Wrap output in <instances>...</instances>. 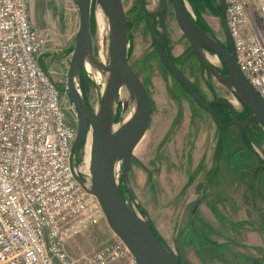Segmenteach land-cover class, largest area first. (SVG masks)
<instances>
[{
	"label": "rangeland",
	"instance_id": "374dc122",
	"mask_svg": "<svg viewBox=\"0 0 264 264\" xmlns=\"http://www.w3.org/2000/svg\"><path fill=\"white\" fill-rule=\"evenodd\" d=\"M134 1L123 0L132 24L129 63L144 85L151 110L146 132L133 151L128 169L132 199L120 176L121 165L116 172L120 192L143 218L145 213L134 203L146 210L152 231L179 264H264V126L251 121L241 128L232 123L228 107L216 103L211 106L212 113L224 125L218 127L209 111L197 105L164 69L141 20L140 7L133 8ZM24 2L30 24L44 35L38 63L60 93L66 121L76 128L66 77L78 28L77 5L74 0ZM199 9L200 22L210 26V36L226 43L229 50L220 21V3L202 0ZM167 25L170 57L198 95L210 101H227L236 120L247 119L250 113L232 92L201 70L177 26L173 22ZM90 30L94 55L106 65L109 29L97 0L91 6ZM210 60L219 69L221 62L211 53ZM83 79L89 82L83 84ZM98 81L90 72L78 73L77 88L93 111L98 109L103 86ZM89 133L83 137L76 157V167L84 172H90ZM115 238L104 220L70 240L67 249L71 256L78 257L93 253Z\"/></svg>",
	"mask_w": 264,
	"mask_h": 264
},
{
	"label": "built area",
	"instance_id": "2783aa9c",
	"mask_svg": "<svg viewBox=\"0 0 264 264\" xmlns=\"http://www.w3.org/2000/svg\"><path fill=\"white\" fill-rule=\"evenodd\" d=\"M223 2L239 71L264 100V0ZM44 42L24 0H0V264H138L117 238L91 254L68 252L105 218L72 176L76 128L38 63Z\"/></svg>",
	"mask_w": 264,
	"mask_h": 264
},
{
	"label": "water",
	"instance_id": "95a60500",
	"mask_svg": "<svg viewBox=\"0 0 264 264\" xmlns=\"http://www.w3.org/2000/svg\"><path fill=\"white\" fill-rule=\"evenodd\" d=\"M97 1L107 18L109 29L106 65L98 61L93 52L90 30L93 0H74L78 9V28L66 77L67 94L77 117L76 135L69 156L70 170L75 181L97 199L108 227L128 248L138 264H179L152 231L146 210L134 203L145 213L143 218L124 199L119 189L116 172L121 165L120 176L132 199L127 186L128 169L133 151L146 132L151 105L142 81L130 67L127 59L129 29L122 0ZM217 1L221 5L220 21L229 50L222 48L216 39L201 30L187 15L181 0H171L174 19L199 66L205 69L218 84L231 91L249 110L250 115L247 119L242 122L236 120L232 105L227 101L217 100L210 103L203 101L197 95L192 83L169 62L156 42L159 59L164 68L185 86L192 100L209 111L212 121L218 127L224 125H220L212 113L211 106L216 103L226 105L233 117L232 123L241 128L251 121L264 126V100L258 96L239 71L232 41L227 32L225 4L223 0ZM202 48L209 49L214 58L224 65L225 73H221L215 65L206 60ZM86 60L100 72L108 74L100 93L98 109L95 111L88 108L82 93L77 88L78 73L84 70ZM122 87L127 90V98L120 101L119 92ZM129 103H134V110L132 115L123 121L122 113ZM118 108L120 113L116 119ZM115 126L117 127L114 128ZM89 128L92 129V145L90 177L86 180L76 172L74 158Z\"/></svg>",
	"mask_w": 264,
	"mask_h": 264
},
{
	"label": "flooded vegetation",
	"instance_id": "af4514ba",
	"mask_svg": "<svg viewBox=\"0 0 264 264\" xmlns=\"http://www.w3.org/2000/svg\"><path fill=\"white\" fill-rule=\"evenodd\" d=\"M181 1H182V4L184 6V9H185L187 15L201 28V30H203L204 32H206L207 34L210 35V26H208L207 24L205 25L202 21L200 22L201 11L199 9V6L202 4V0H181ZM122 5H123V8H124L123 0H122ZM138 6L140 7L139 9L141 10V12H139V11L138 12L142 14V16L140 15L141 16V20L145 23L146 29H147V31L149 33V37L151 39V44L153 46V49H154L156 55L158 56V52H157V48H156V42H157L158 45L160 46L161 50L164 51L165 56L167 57L169 62L178 70V72L180 74L184 75L189 80V78L183 72H181L179 68H177V66L175 65V63L173 62V60L171 59L170 54H169L170 51H171V49H170L171 45H170V37H169L170 31H168V25L167 24H169L170 22H173L176 25V22H175V19H174V10H173L172 4H171V0H135L134 3H133V8L137 9ZM153 9H155V11H153V12L148 11V10H153ZM124 12H125V9H124ZM125 15H126V19H127V22H128V29H129L128 53H127V59H128V62H129V55H130V51H131L130 30H131L132 24H131L130 20L128 21L126 12H125ZM136 19L138 20V18H136ZM136 19L134 17L135 22H136ZM182 36H183V34H182ZM217 42L219 43V45L222 48L227 50L226 43H223V41L221 42L218 39H217ZM202 52H203L206 60L210 63V50L207 49V48H202ZM158 58H159V56H158ZM129 65H130V63H129ZM130 67H131V65H130ZM201 70L203 72H206L207 75L210 76V74L205 69H203L202 67H201ZM218 70L221 73H225L226 72L225 67H224V65L222 63H221V66L219 67ZM81 72H82V70L80 71L79 74H81ZM170 75L175 79V77L172 74H170ZM87 77L90 80H92L88 75H87ZM81 82L83 84H85V83H88L89 81L87 79H83V81H81ZM177 82L180 84L181 87L185 88V86L180 81H177ZM192 86H193L194 90L196 91V93L198 95L199 92H197V89L195 88L193 83H192ZM207 87L210 90V83H207ZM185 91L188 93L187 89ZM198 96H200L203 101H206V102L210 103V99L203 98L201 95H198ZM246 110H247V113L249 114L250 113L249 110L247 108H246ZM119 113H120V108H118L116 116H118ZM87 131L85 133V136H86L87 133H88V135H90L89 132H91V134H92V129L91 128H89ZM82 141H83V139H82ZM82 141H81V143L79 145L78 150L80 149ZM91 145H92V141H91ZM91 145H89L90 154H91ZM78 150H77V152H79ZM77 152H76V155H75V158H74V167L76 169L79 168V167H76V164H77L76 163ZM86 160H87V162H89L88 156L86 157ZM85 168H86V166H85ZM78 170L83 174V175L82 174H80V175L82 177H85L84 173H83V170L82 171L80 169H78Z\"/></svg>",
	"mask_w": 264,
	"mask_h": 264
},
{
	"label": "bare ground",
	"instance_id": "6f19581e",
	"mask_svg": "<svg viewBox=\"0 0 264 264\" xmlns=\"http://www.w3.org/2000/svg\"><path fill=\"white\" fill-rule=\"evenodd\" d=\"M94 52V50H93ZM95 56V55H94ZM96 57V56H95ZM97 59V58H96ZM98 60V59H97ZM99 61V60H98ZM100 62L102 63V61L100 60ZM215 63L214 60H210V63ZM211 63V64H212ZM214 65V64H213ZM84 71L85 72H90L94 75V79L96 80L97 83H100V81H98L99 79L102 82V90L104 88L105 82H106V78H107V72H100L94 65H92L88 60H86L84 62ZM102 92V91H101ZM127 98V90L122 87L120 89L119 92V99L120 101L125 100ZM134 110V103H129L126 110L122 113V119L123 121L127 120L133 113ZM117 126H115L114 128H116Z\"/></svg>",
	"mask_w": 264,
	"mask_h": 264
},
{
	"label": "trees",
	"instance_id": "16d2710c",
	"mask_svg": "<svg viewBox=\"0 0 264 264\" xmlns=\"http://www.w3.org/2000/svg\"><path fill=\"white\" fill-rule=\"evenodd\" d=\"M212 107H213V105H212ZM229 109V108H228ZM118 118V116H116V119ZM217 118V117H216ZM218 119V118H217Z\"/></svg>",
	"mask_w": 264,
	"mask_h": 264
}]
</instances>
